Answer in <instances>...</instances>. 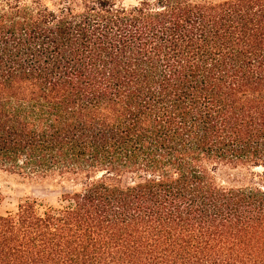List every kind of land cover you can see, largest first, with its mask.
Segmentation results:
<instances>
[{"label":"trees","instance_id":"trees-1","mask_svg":"<svg viewBox=\"0 0 264 264\" xmlns=\"http://www.w3.org/2000/svg\"><path fill=\"white\" fill-rule=\"evenodd\" d=\"M131 1L0 0V264H264V0Z\"/></svg>","mask_w":264,"mask_h":264},{"label":"rangeland","instance_id":"rangeland-1","mask_svg":"<svg viewBox=\"0 0 264 264\" xmlns=\"http://www.w3.org/2000/svg\"><path fill=\"white\" fill-rule=\"evenodd\" d=\"M258 170L261 171L260 168H255V171ZM239 171L237 176L239 181L237 182L247 181L249 170L241 169ZM0 191L3 196L0 212L7 213L16 211L18 204L25 201H35L42 207L59 206L62 203L61 194L66 191V188L55 185L53 180L31 179L17 174L2 173L0 174Z\"/></svg>","mask_w":264,"mask_h":264}]
</instances>
